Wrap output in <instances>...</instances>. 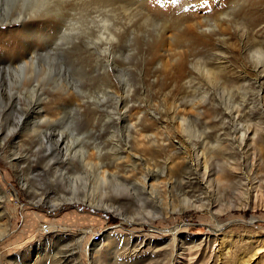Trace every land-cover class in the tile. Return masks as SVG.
<instances>
[{"label":"rangeland","instance_id":"rangeland-1","mask_svg":"<svg viewBox=\"0 0 264 264\" xmlns=\"http://www.w3.org/2000/svg\"><path fill=\"white\" fill-rule=\"evenodd\" d=\"M37 14L0 63V264H264V0H0Z\"/></svg>","mask_w":264,"mask_h":264},{"label":"bare ground","instance_id":"bare-ground-1","mask_svg":"<svg viewBox=\"0 0 264 264\" xmlns=\"http://www.w3.org/2000/svg\"><path fill=\"white\" fill-rule=\"evenodd\" d=\"M30 17L31 15L21 19L19 21V26H17L13 30H10L12 25L10 21H0V24L5 25V28L3 30H0V63L3 65L5 64V66L7 65L12 70L16 68H22L24 66H26L27 68L30 67L33 64V60L37 55V44L41 42L42 37L44 38V36H42L43 33L41 28L43 29L45 21L42 19V14H37L36 16H33V18ZM29 37H32L33 41L27 42L26 44H21V42L19 43L15 41V39L21 41H28L26 39H29ZM6 46L10 47L5 49ZM41 109L42 106L37 104L36 112L38 113V115L39 113H41ZM52 122L55 121L52 120Z\"/></svg>","mask_w":264,"mask_h":264},{"label":"built area","instance_id":"built-area-1","mask_svg":"<svg viewBox=\"0 0 264 264\" xmlns=\"http://www.w3.org/2000/svg\"><path fill=\"white\" fill-rule=\"evenodd\" d=\"M40 228H41V231H43V232H46V231H47V226H46L45 224H42ZM99 238H100V232L97 231V232H94V233L91 235V237H90V241H91L92 243H94V242H97V241L99 240Z\"/></svg>","mask_w":264,"mask_h":264}]
</instances>
